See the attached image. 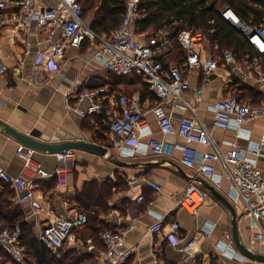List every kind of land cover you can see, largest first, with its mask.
Masks as SVG:
<instances>
[{"label":"crops","instance_id":"obj_1","mask_svg":"<svg viewBox=\"0 0 264 264\" xmlns=\"http://www.w3.org/2000/svg\"><path fill=\"white\" fill-rule=\"evenodd\" d=\"M18 1L5 0L4 7L0 9V61L6 66V71L0 73V120L45 142L77 139L99 142L102 126L107 124L109 127V117L122 112L126 105L122 98L124 94L130 95L131 89L118 75L104 68L96 56L98 40L85 39L79 48L67 46L63 56L51 59L47 55L49 42L45 41V28L34 24L23 26L18 21ZM54 3L55 0H41L40 6ZM132 30L135 31L134 26ZM60 38L59 32L53 34V40ZM178 49L165 56L168 59H178ZM178 61L181 63L182 57L176 60ZM186 75L189 89L182 97L196 108L195 117L205 124L222 153L231 150L234 144L249 148L258 142L264 134V117L244 122L241 131L243 136L237 135L233 128L221 130L212 127V104L241 91L238 90L237 83L245 84L262 95L260 86L254 80L240 82L236 77L227 80L223 74L217 73L205 78L201 70L196 68L186 70ZM72 85L101 88L106 102L112 99L115 103H107L100 113L82 117L69 108L65 100V92ZM132 93L131 97L134 94L139 95L136 91ZM140 100L144 117L153 129V136L166 143L177 140L175 136L158 130L149 110L156 99H149L147 96L141 99L140 96ZM164 104L175 125L183 116L194 115L190 109L181 108L171 101ZM108 127L104 132L105 137ZM145 141L146 139H142L133 155L126 154L129 149L126 147H130L131 142L121 149L108 148L109 152L104 156L72 149L74 157L66 165L68 185L55 191L52 187L54 176L37 178L34 181V198L24 203L16 200L13 186L0 179V205L3 206L4 213V216L0 215V224H19L25 234V242L30 243L32 239L39 241V233L55 216L69 214L74 209L76 191L85 182L108 180L114 183L120 178L125 187L107 199V210L100 214V218L103 220L104 230L127 231L124 248L130 249V254L122 264H264L242 255V258L239 255L235 257L234 254H238V251L234 244L229 248L230 254L233 252L232 259L220 256L219 248L229 245L231 238L230 216L225 207L208 192L205 202L194 212H188L178 205L186 186L191 181L199 184L195 180L198 177L229 197V182L221 164L215 162V174L212 178H203L198 172V160L189 167L181 161L179 151L154 155L144 149ZM105 143L107 144L106 139ZM17 144L19 142L0 129V168L11 176L23 175L28 178L32 177L33 166H40L47 172L58 166L57 154L36 151L33 155L34 164L26 168L24 160L16 154ZM193 146L199 153L207 150L200 144ZM261 152L257 164L264 170V146ZM247 156L251 157L248 151ZM110 157L126 165L119 166ZM149 182L158 184L160 190H155ZM140 194L143 199L138 202L136 197ZM234 205L238 214L240 240L250 250L264 254V237L255 240L254 235L258 228L244 212L241 201ZM160 217H163L162 229L157 233L150 232L148 227ZM173 220L179 224V230L175 233L171 228ZM261 225L264 232V220ZM174 238L176 242L173 241ZM80 240L83 239L80 237ZM187 242L191 243L190 249L181 250ZM98 243L99 245L93 242L94 248L90 251L93 256L95 251L104 248L100 239ZM26 246L24 243V251ZM79 247L85 248L84 245ZM12 259L14 260L11 253L0 246V264H11ZM91 261L93 262V257ZM93 264L110 262L101 259Z\"/></svg>","mask_w":264,"mask_h":264},{"label":"built area","instance_id":"obj_2","mask_svg":"<svg viewBox=\"0 0 264 264\" xmlns=\"http://www.w3.org/2000/svg\"><path fill=\"white\" fill-rule=\"evenodd\" d=\"M41 0H19L18 21L25 27L36 25L45 28V41L49 42L47 55L53 58L63 56L67 46L79 48L85 39L98 40L96 56L101 60L104 68L118 76L133 78L140 76L148 85V89L156 101L149 107L156 121L158 130L163 134H170L178 138L169 143L158 140L153 136V129L144 117L140 96L134 94L129 100L122 98L124 109L117 116H110L106 137L108 148H124L131 142L126 151L133 155L144 142V149L154 155L173 153L175 150L181 154V161L186 166H193L198 160V172L203 178H212L215 174V162L222 166L224 175L229 182V198L233 204L239 201L243 204L244 212L250 216L254 226L258 228L255 240L264 237L261 221L264 220V170L257 164V158L262 155L264 134L253 146L244 148L234 144L233 148L222 153L216 141L212 138L205 124L195 117V107L191 106L182 95L189 89V80L186 70L199 69L205 78L214 73L223 74L225 79L236 77L240 82L247 79L254 80L261 88L262 99L257 104L244 102L233 95L223 97L212 104V127L226 130L233 128L237 135L243 136L242 125L250 119L264 117V17L258 24H249L241 20L230 8L220 11L223 18L238 30L251 44L260 56L237 58L230 49L221 52L212 51L201 30L183 29L175 36L168 27H160L151 33H140L138 36L132 30L136 20L141 19L138 4L140 0H124L125 11L117 28L109 36H99L89 28L83 19V10L79 0H55L50 6H40ZM264 8V0H259ZM5 5V0H0V9ZM59 32L60 39L53 40V34ZM141 36V37H140ZM180 47L183 51L182 62H170L163 66L162 58L168 52ZM216 48V46L214 47ZM6 71V66L0 61V73ZM101 88H82L72 85L65 92V100L69 108L82 117L92 116L102 112L108 102L102 94ZM179 100L180 102H176ZM181 108H188L193 116H183L175 125L170 113L166 110L164 102ZM246 138L248 137L245 135ZM200 144L207 148L199 153L193 146ZM247 151L251 157L247 156ZM36 151L21 143L16 146V154L24 160L26 168H30L33 155ZM58 166L47 172L40 166H33L32 177L23 175L11 176L0 168V179L9 182L16 191V200L19 203L30 201L35 196L34 181L45 176H54L55 191H60L68 185L67 163L74 157L72 149L57 153ZM159 191L160 186L154 182L148 183ZM207 197V191L199 184L191 181L184 189L178 200L179 207L188 212L196 211ZM143 196L136 197L141 202ZM88 217L78 208L72 209L69 214L55 216L39 233L42 242L51 254L59 259L64 246L78 248L84 245L87 251H92L94 244L91 238L80 240L79 230L87 223ZM163 217L148 228L152 233L162 229ZM175 232L179 230L176 221L171 222ZM21 227L19 224H0V246L11 253L19 264H28L21 240ZM104 248L95 251L93 262L107 259L110 264H122L130 254V249H125L127 231L103 230L99 234ZM80 240V241H79ZM173 241L176 242L174 238ZM233 242L230 238L229 245L219 248L220 256L233 258L230 254ZM191 243L187 242L181 250L188 251ZM241 254H234L236 257ZM242 258V257H241ZM156 264V263H155Z\"/></svg>","mask_w":264,"mask_h":264},{"label":"trees","instance_id":"obj_3","mask_svg":"<svg viewBox=\"0 0 264 264\" xmlns=\"http://www.w3.org/2000/svg\"><path fill=\"white\" fill-rule=\"evenodd\" d=\"M79 1L83 10V19L88 23L89 28L99 36H109L117 28L125 11L124 0ZM226 7L233 10L241 20L249 24H258L264 17V8L259 0H140L138 10L142 17L135 21L134 29L136 33H151L166 26L170 28L174 36L183 29L201 30L214 52L230 49L237 58L259 57L260 55L256 53L247 39L221 15L220 11ZM215 46L216 48H214ZM177 48L179 49L176 52H180V55L176 60H179L183 57V51L180 47ZM166 56L162 58L164 67H167L170 62L176 61L168 59ZM118 77L131 89V93L138 92L141 99L146 96L149 99H155L149 91L148 85L140 76ZM237 86L241 91L235 93L237 95L235 97L239 100L257 104L262 99L260 92L253 88L242 83H237ZM131 93L130 95L124 94V98H130L133 94ZM107 127V124L102 126V130L99 132L100 140L97 143L106 145L104 132L107 131ZM55 184L56 178H54L52 187ZM124 187L125 183L120 178L114 183H110L108 180L102 182L90 180L76 191L74 208L84 211L88 217L87 223L79 230L83 242L87 238H91L95 244L99 245V234L103 231L102 226L104 225L100 214L107 210V199ZM2 207L0 205V215L4 216ZM24 235L22 231V245L24 243L27 245L25 254L29 264H93L91 261L93 255L86 248L64 246L61 249V257L56 259L42 242L35 239H32L30 243L25 242ZM11 264L19 263L12 259Z\"/></svg>","mask_w":264,"mask_h":264},{"label":"water","instance_id":"obj_4","mask_svg":"<svg viewBox=\"0 0 264 264\" xmlns=\"http://www.w3.org/2000/svg\"><path fill=\"white\" fill-rule=\"evenodd\" d=\"M0 129L7 133L9 136L13 137L17 142L34 149L37 152L57 154L64 152L66 150L75 149L93 153L99 156L107 155L109 149L106 145L99 144L97 142L85 139L77 140H65L61 142H45L33 138L27 134H24L7 123L0 120ZM110 160L119 166H125L126 163L110 157ZM204 189L207 190L208 194L213 196L218 200L227 210L230 216V227H231V240L237 249V251L244 257L264 262V254L254 252L250 250L241 240L238 233V214L237 209L229 197L219 193L212 186H210L204 179L198 177L195 179Z\"/></svg>","mask_w":264,"mask_h":264},{"label":"rangeland","instance_id":"obj_5","mask_svg":"<svg viewBox=\"0 0 264 264\" xmlns=\"http://www.w3.org/2000/svg\"><path fill=\"white\" fill-rule=\"evenodd\" d=\"M231 95H234V96H236L235 94H231ZM104 230V229H103Z\"/></svg>","mask_w":264,"mask_h":264}]
</instances>
